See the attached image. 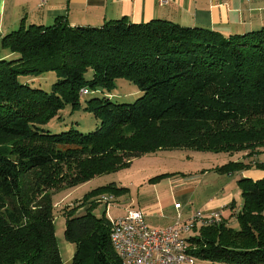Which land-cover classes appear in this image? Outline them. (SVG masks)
Returning <instances> with one entry per match:
<instances>
[{"label":"trees","instance_id":"16d2710c","mask_svg":"<svg viewBox=\"0 0 264 264\" xmlns=\"http://www.w3.org/2000/svg\"><path fill=\"white\" fill-rule=\"evenodd\" d=\"M0 48L10 55L0 60V264H63L51 191L127 169L142 156L246 152L252 162L229 161L213 171L264 172V162L253 159L264 153V26L224 36L159 19L120 18L100 26L57 19L49 26L21 23L2 37ZM47 72L56 76L50 92L21 80ZM119 79L140 92L134 102L97 96L110 94ZM84 88L96 95L83 107L96 128L44 129L66 106L81 107ZM237 185L239 228L223 218L197 230L188 239L197 261L264 264V177L240 178ZM126 191L115 183L98 187L82 199L83 212L65 213L64 238L75 245L70 264H123L110 240L109 203L100 217L92 210L101 196Z\"/></svg>","mask_w":264,"mask_h":264},{"label":"rangeland","instance_id":"374dc122","mask_svg":"<svg viewBox=\"0 0 264 264\" xmlns=\"http://www.w3.org/2000/svg\"><path fill=\"white\" fill-rule=\"evenodd\" d=\"M91 77L92 72L88 71L85 79L89 80ZM21 80H29V84L33 88L50 92L52 85L56 81V76L53 72H47L38 77ZM81 90L79 93H81ZM103 95L117 103H132L140 96V92L132 83L119 79L115 82V88L110 94L104 92V94L97 96L103 97ZM95 96L92 94H81V107L79 109L72 111L70 106H66L60 111L57 118H54L44 126V129L51 133H60L70 129H75L81 133L92 132L98 122L90 112L83 110V107L87 100ZM245 154L246 152L232 154L196 152L188 149L158 151L154 154L134 159L131 166L127 169L95 177L89 182L72 189H54L51 191L54 229L63 264H70L75 252V245L67 242L64 238L65 213L75 208L77 213L83 212V208H80L83 203L82 199L92 190L110 183H115L117 187L129 189L127 197L125 195L112 197L111 201H108L109 204L105 215L110 220L125 217L127 209L138 210L141 208L140 206L160 204L161 198H163L161 200L162 203H166L167 195H165V192L171 187L175 188V190L178 188L188 190L189 193L195 192L196 201L193 204V208L196 211L208 198L223 195L224 192L227 194L231 192L236 207H242V197L237 182L234 180L235 178H230L228 174H221L213 171V169L229 161L252 162L250 159L245 158ZM253 159L263 163L264 153L256 155ZM204 170L207 172L204 173ZM104 196L108 197V195ZM85 206L90 205L87 204ZM92 211L95 216H102L105 211V202L101 201ZM230 214V210L225 211L223 218L228 220ZM229 226L235 230L239 228L236 217L229 221ZM201 263L196 260L195 264Z\"/></svg>","mask_w":264,"mask_h":264},{"label":"crops","instance_id":"0c3cea01","mask_svg":"<svg viewBox=\"0 0 264 264\" xmlns=\"http://www.w3.org/2000/svg\"><path fill=\"white\" fill-rule=\"evenodd\" d=\"M120 18L133 23L167 20L184 27L210 29L224 36L241 35L264 26V0H165L162 3L159 0H0V40L21 23L25 26H49L62 19L70 26H100L105 21ZM9 57V53L0 48V60ZM228 177H234L236 182L240 178L255 181L263 178L264 172L252 168L228 174ZM126 189L121 196H128L129 189ZM195 194L171 187L165 192L166 203H162L161 198L160 204L140 206L138 210L149 228L164 229L174 223L178 213L186 220L196 211L193 208ZM176 204L180 205L179 209L175 208ZM229 205L234 209L231 210ZM221 208L223 213L230 210L229 219H226L229 225L241 207H236L231 192H224L208 198L198 210L214 212ZM128 211L130 209L126 214Z\"/></svg>","mask_w":264,"mask_h":264},{"label":"built area","instance_id":"2783aa9c","mask_svg":"<svg viewBox=\"0 0 264 264\" xmlns=\"http://www.w3.org/2000/svg\"><path fill=\"white\" fill-rule=\"evenodd\" d=\"M88 93L84 88L80 95ZM111 199V196H102L100 200L108 202ZM175 208L179 209L180 205L176 204ZM222 220V208L214 212L197 210L186 220L178 213L171 226L152 229L145 223L141 211L130 210L125 217L110 220V240L123 264H195L196 259L189 254L188 239L200 228L218 225Z\"/></svg>","mask_w":264,"mask_h":264}]
</instances>
